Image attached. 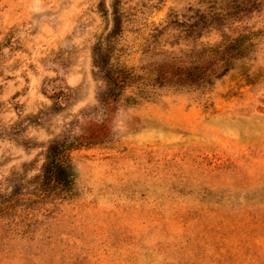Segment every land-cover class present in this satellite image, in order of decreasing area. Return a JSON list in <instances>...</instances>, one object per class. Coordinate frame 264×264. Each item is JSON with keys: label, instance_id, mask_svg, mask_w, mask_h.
<instances>
[{"label": "rangeland", "instance_id": "374dc122", "mask_svg": "<svg viewBox=\"0 0 264 264\" xmlns=\"http://www.w3.org/2000/svg\"><path fill=\"white\" fill-rule=\"evenodd\" d=\"M121 1L127 67L241 32L252 51L201 89L106 110L93 49L114 0H0V264H264V0ZM95 122L53 203L50 144Z\"/></svg>", "mask_w": 264, "mask_h": 264}, {"label": "trees", "instance_id": "16d2710c", "mask_svg": "<svg viewBox=\"0 0 264 264\" xmlns=\"http://www.w3.org/2000/svg\"><path fill=\"white\" fill-rule=\"evenodd\" d=\"M121 0L112 4V27L105 37L94 46L95 67L107 83L100 101L108 110L116 102L134 105L143 100H152L165 91L201 89L213 79L233 69L236 62L252 51L253 38L241 32L230 35L217 45L201 44L183 55L159 49H147L140 58V64L127 67L123 55L127 47L123 44L128 31L130 17L123 11ZM196 49V50H195ZM60 104L68 101L70 93H63ZM91 124L85 133L75 139L54 140L46 155L43 166V195L53 203L67 198V188L74 183L76 171L70 154L88 143L101 142L102 127ZM89 139V141H88ZM40 197H43L39 195Z\"/></svg>", "mask_w": 264, "mask_h": 264}]
</instances>
